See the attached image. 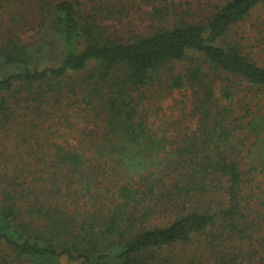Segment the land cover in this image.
<instances>
[{
	"label": "trees",
	"instance_id": "obj_1",
	"mask_svg": "<svg viewBox=\"0 0 264 264\" xmlns=\"http://www.w3.org/2000/svg\"><path fill=\"white\" fill-rule=\"evenodd\" d=\"M132 2L0 0V264H180L162 251L201 235L204 264H264V65L239 29L264 0H142L143 30L111 32ZM183 89L194 129L167 135L145 103Z\"/></svg>",
	"mask_w": 264,
	"mask_h": 264
},
{
	"label": "rangeland",
	"instance_id": "obj_2",
	"mask_svg": "<svg viewBox=\"0 0 264 264\" xmlns=\"http://www.w3.org/2000/svg\"><path fill=\"white\" fill-rule=\"evenodd\" d=\"M138 1L142 0H134V2L130 4V9L127 11L128 17L124 16L120 19L115 18L114 20L105 21V24L109 26L108 29L111 32L117 31L119 35H124L121 32V29H123V31L127 30L126 27L130 23L137 29L143 30L144 26L147 24V20L141 11L144 9L148 10L150 6L146 3H138ZM182 1L189 2V6H192L194 9L196 8L195 6L203 4V0ZM183 5L186 6V3H183ZM261 21H263V24H260L259 29L253 28L254 25L259 24ZM239 29L244 33L243 35L245 39L243 40V44H245L246 51L251 52V55L259 65H264V9L258 7L243 21ZM33 32L34 29H25L22 33L23 39H28ZM189 94L190 91L186 89L173 90L167 96L157 100L150 99L149 101H146L145 106L150 109L149 115L147 116L150 124H153L157 129H164L166 127L167 135L174 136L184 134L194 129L195 120L188 117L191 109ZM77 126L90 127V124L78 120ZM254 174L256 183H259V185L264 188V177L261 174ZM252 190L259 194L256 187H253ZM251 201L257 202V199H251ZM204 237L206 236L201 235L195 237L194 241L188 246L174 245L168 247L164 249L162 253L171 254L175 257V261L180 262V264H204V260L200 257L199 252L197 253L195 251L197 246L200 243H203L205 239ZM238 243L239 242L235 243V245L238 246ZM1 247L2 246L0 245V248ZM184 255L185 257L183 258ZM192 258L193 260H191Z\"/></svg>",
	"mask_w": 264,
	"mask_h": 264
}]
</instances>
